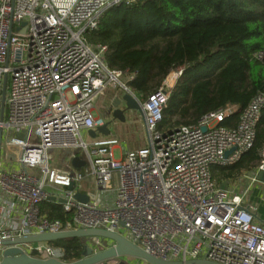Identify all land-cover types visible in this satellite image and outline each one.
Returning <instances> with one entry per match:
<instances>
[{
    "label": "built area",
    "instance_id": "built-area-1",
    "mask_svg": "<svg viewBox=\"0 0 264 264\" xmlns=\"http://www.w3.org/2000/svg\"><path fill=\"white\" fill-rule=\"evenodd\" d=\"M137 1L0 0L2 157L19 167L15 171L0 168V188L22 207L20 219L10 222L15 208L0 204V263L7 240L105 229L163 261L264 264V220L258 219L255 205L244 204L251 186L243 195L234 194L218 186L212 176L213 167L234 165L254 147L264 93L255 95L240 111L233 127L220 124L237 111L236 106L210 112L196 124L164 130L163 111L175 85L169 87L166 82L141 100L129 86L135 76L111 69L105 61L108 47L93 46L87 39L88 32L97 30L105 10ZM173 75L176 81L182 70L169 77ZM114 90L131 94L140 103L148 137L146 147L128 151L119 160L114 153L117 139L87 141L84 137L109 121L110 117L100 114L98 102L112 91V112L121 97L116 98ZM56 151L71 161L78 157L85 168L55 167ZM261 171L264 150L251 184L258 182L256 175ZM87 177L95 178L101 192L114 190L117 180L112 206L75 198L76 187ZM52 197L58 203L64 201L60 204L73 214L71 221L42 216L40 206ZM91 239L89 246L96 253L113 247L110 241ZM20 247L32 257L64 261V250L48 243Z\"/></svg>",
    "mask_w": 264,
    "mask_h": 264
},
{
    "label": "trees",
    "instance_id": "trees-1",
    "mask_svg": "<svg viewBox=\"0 0 264 264\" xmlns=\"http://www.w3.org/2000/svg\"><path fill=\"white\" fill-rule=\"evenodd\" d=\"M88 42L108 47L107 65L133 74L130 88L141 100L153 95L171 72L182 70L164 108L162 128L196 124L204 115L237 107L220 125L233 127L240 111L264 93V0H138L114 5L100 17ZM259 55L263 58L260 59ZM179 117L180 121H174ZM264 150V109L254 147L236 164L212 168L214 182L252 171ZM42 216L69 222L73 214L45 202ZM94 239L48 243L64 261L84 257Z\"/></svg>",
    "mask_w": 264,
    "mask_h": 264
},
{
    "label": "water",
    "instance_id": "water-1",
    "mask_svg": "<svg viewBox=\"0 0 264 264\" xmlns=\"http://www.w3.org/2000/svg\"><path fill=\"white\" fill-rule=\"evenodd\" d=\"M7 83L8 77L5 76L3 82V97L1 105V117L4 120V111L6 103V93H7ZM113 111L110 113L111 119L108 122H105L103 125H100L95 130H90L89 135L92 139H96L98 135L109 136L111 134L110 125L113 121L126 122V114L128 112H138L142 119H144L143 109L140 103L129 93H125L120 98L116 100V103L113 105ZM206 130V129H204ZM2 131H0V164H1V155H2ZM230 154L227 153V155ZM72 165L75 168H81L85 166V162L81 161L78 157L73 159ZM256 179L264 183V171L258 172ZM72 190V187L69 188ZM75 198L82 203L90 202V198L82 193L77 192ZM49 200L55 201L56 198L52 197ZM64 201L60 200L59 203ZM104 239L105 241H110L113 243V247L109 248L106 251L96 253L93 248L88 246L84 257L80 260L73 262H66L57 259H43L36 258L28 255L20 247V245L33 244V243H51L59 240H71V239ZM3 244L7 246V249L3 253V259L0 264H108L109 261L113 259H121L123 257H132L140 259L147 264H218L206 259H197L189 260L186 262H171L163 261L157 259L140 247L129 241L124 236L114 233L105 229H76L70 231H62L59 233H44L38 235L24 236L16 238L14 240L4 241Z\"/></svg>",
    "mask_w": 264,
    "mask_h": 264
},
{
    "label": "crops",
    "instance_id": "crops-1",
    "mask_svg": "<svg viewBox=\"0 0 264 264\" xmlns=\"http://www.w3.org/2000/svg\"><path fill=\"white\" fill-rule=\"evenodd\" d=\"M111 92L112 91H108L103 97L100 98V100L98 102V108H100V111H101L100 114H103L106 118L110 117L109 120L111 119L110 108L112 107V104L115 102V101L114 102L112 101L113 97L111 98V94H113V93H111ZM114 93L117 95L116 98L119 97L118 93L115 92V90H114ZM135 114H136V112L127 113L126 114V122H122V123L133 125L135 123V121H137V119H140L142 121L141 124L143 125V128L145 129L144 120L141 119L140 117H138V115L135 116ZM116 121H118V120H116ZM113 122L110 125L111 134L109 136L98 135L97 138L111 137V138H115L119 141L118 138H120V137H118V135H117V129L116 130L114 129V126L116 124L113 125L114 124ZM118 122H120V121H118ZM84 137L87 141H89L91 139L89 133H87V132L84 133ZM3 142L4 141H2V144H3ZM146 144L144 146L142 145L140 148L145 147ZM133 150H135V149H131V150L128 149L125 152L121 153V157L119 159H121L123 157V155H125L128 151H133ZM117 151L122 152L120 142H119V145L114 148L115 158H116V152ZM2 156L3 155H1V159H2ZM72 161H71V157H69V156L67 157V155L65 153H62V158L58 159V162H56V164H54V166L57 168H60V169H70V170L76 169L78 171L85 168V166L81 167L80 169L75 168L72 165ZM85 165H86V163H85ZM257 166H256V168H257ZM0 168H2V162L0 164ZM256 168L253 169L252 171H247V172L244 171L243 176H241L239 178V180H238L239 182L237 184H234L231 186H226V185H220V186L224 187V188H228L234 194H238V195H243L245 193L246 189L249 186H251V190L244 197V202H245L244 204L255 205L258 208V219L264 220V183H261L258 181L255 184H251V178L254 176V172L256 171ZM116 181L117 180L115 179V183H116ZM76 191L88 196L90 198V202H95L102 207L112 206L114 203L115 194H116L115 188H114V190L107 191V192H101L97 189V193L93 194L89 190V188H87V187L85 188L84 186H82V183L78 187H76ZM109 192L114 194V196H112L113 198L107 195V193H109ZM47 202L57 203V204L61 205L60 203L52 201V200H48ZM0 204L12 205L15 208V211L12 214V217L10 218L11 220L9 219L10 222L20 219V216L22 213V207L18 204V202L15 199H12L10 197L5 196L4 192L1 190V188H0ZM42 205H43V203H42Z\"/></svg>",
    "mask_w": 264,
    "mask_h": 264
},
{
    "label": "rangeland",
    "instance_id": "rangeland-1",
    "mask_svg": "<svg viewBox=\"0 0 264 264\" xmlns=\"http://www.w3.org/2000/svg\"><path fill=\"white\" fill-rule=\"evenodd\" d=\"M174 72V71H173ZM171 72L170 75L173 73ZM169 75V76H170ZM168 76V77H169ZM168 77L167 79L165 80L164 83L167 82V86L171 87L173 85H175V83L177 82V80H173V83L172 84H169L168 82ZM122 80L125 81L127 80V76L124 75L122 77ZM163 83V84H164ZM115 92L118 93V95L122 96L124 95L125 93L123 91H120V90H115ZM109 95V94H108ZM111 98H112V94H111ZM102 100V99H101ZM129 113V112H128ZM138 115V117H141V115L136 112L135 116ZM96 116H97V112H96ZM174 121H180V118L179 117H176L174 118ZM141 120L140 119H137V121H135V123L132 125V124H125V123H122V122H118V121H114L113 125L114 126V129L116 130L117 129V135L119 139V142H120V145H121V149H122V152L121 151H117L116 152V159L119 160V158L121 157V153L125 152L126 150H131V149H135V150H138L140 149V147L143 145H145L146 143V146L148 145V137H147V132H146V128L144 129L143 128V125L141 124ZM177 127V126H175ZM171 127H165L163 128L164 130H168L170 129ZM6 137V135L4 136V138ZM33 142H37L36 140H33ZM145 146V147H146ZM144 148V147H143ZM79 154L82 155V152L81 151H78ZM53 165L56 164V162H58V159L62 158V152H58L56 151L55 153H53ZM1 162H2V169L3 170H8V171H15V170H18V164L13 162V161H10V160H6L5 158L2 157L1 159ZM35 174H37L38 176H40L39 173H37L36 171H33ZM244 172L241 173V176H243ZM240 176V177H241ZM240 177H237V178H234V179H230L228 181H225L224 184L226 186H231V185H234V184H237L239 181V178ZM82 186H84L85 188H89V190L95 194L97 193V187H96V181H95V178L94 177H87L83 182H82ZM113 187L116 189L117 188V184L115 183V181L113 182ZM108 196L112 197L114 196L113 193L109 192L107 193ZM113 198V197H112ZM122 233L125 235L126 234V231H122ZM127 235V234H126ZM147 264L145 263L144 261L140 260V259H136V258H132V257H123V258H119V259H113L111 261L108 262V264Z\"/></svg>",
    "mask_w": 264,
    "mask_h": 264
},
{
    "label": "bare ground",
    "instance_id": "bare-ground-1",
    "mask_svg": "<svg viewBox=\"0 0 264 264\" xmlns=\"http://www.w3.org/2000/svg\"><path fill=\"white\" fill-rule=\"evenodd\" d=\"M173 79H174V75L173 76H171V77H169V84H172L173 83Z\"/></svg>",
    "mask_w": 264,
    "mask_h": 264
}]
</instances>
